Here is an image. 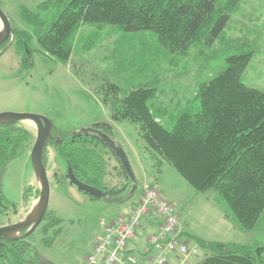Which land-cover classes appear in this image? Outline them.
Returning <instances> with one entry per match:
<instances>
[{
    "label": "rangeland",
    "instance_id": "rangeland-1",
    "mask_svg": "<svg viewBox=\"0 0 264 264\" xmlns=\"http://www.w3.org/2000/svg\"><path fill=\"white\" fill-rule=\"evenodd\" d=\"M44 1L0 0V9L12 29L32 35L20 10L26 8L38 12V6ZM227 1L217 0L216 5L224 6ZM90 38L95 42L91 50H87L86 43ZM77 41L68 61L42 53L33 36L29 52L13 41L0 55V112L39 114L47 117L57 129L71 133L91 134L102 124H108L114 144L126 158L136 189L128 192L131 180L120 153L100 143L95 149L104 160L98 162V166L104 165L105 169L103 183L108 188L123 186V191L117 195L118 199L90 197L66 177L56 180L54 172L62 176L66 168L54 148L48 145L45 166L49 182L48 206L40 223L25 237L29 244L28 255L42 257L49 264H82L92 251L95 237L104 231L102 223L124 215V209L136 202L143 183L155 187L172 204L180 238L189 245L197 244L188 236L187 230H197L209 237L211 234L223 235L224 239L239 244L264 245V210L255 228L241 229L226 216V205L218 193L195 190L147 145L138 123L111 119L98 89L105 80L124 88L150 81L148 83L156 88V101L172 102L170 107L173 108L176 102L183 103L193 97L198 82L221 73L229 54L251 52L242 81L264 91V0H240L222 34L212 45L193 44L182 56H173L161 49L150 32L124 37L109 25L85 23ZM115 53H119L120 67L112 56ZM18 125L27 129L31 138L6 164L2 173L1 194L7 207L0 205V225L21 220L31 201L37 198L34 193L38 182L29 157L36 129L30 121ZM125 187L127 190L124 191ZM54 217L59 221L46 225L54 222ZM147 239L143 248L148 252L140 247L129 249L136 264H146L147 258L156 254ZM198 252L190 264H198L205 256L206 252L200 246Z\"/></svg>",
    "mask_w": 264,
    "mask_h": 264
},
{
    "label": "trees",
    "instance_id": "trees-1",
    "mask_svg": "<svg viewBox=\"0 0 264 264\" xmlns=\"http://www.w3.org/2000/svg\"><path fill=\"white\" fill-rule=\"evenodd\" d=\"M216 1L46 0L38 6V12L20 10L32 35L12 29L13 41L29 52L33 36L42 53L68 61L80 37L81 26L93 23L112 26L124 37L150 32L161 49L173 56H182L193 44L212 45L240 0H228L220 7ZM94 42L90 38L87 50ZM112 56L120 67L119 53ZM250 58L251 52L229 54L221 73L198 82L193 97L183 103L176 102L173 108L172 102L156 101V88L150 81L124 88L105 80L98 87L111 119L138 123L150 148L195 190L218 193L226 205V216L247 231L257 226L264 210V91L242 81ZM96 130L113 138L108 124ZM30 138V132L18 127L16 122L0 124V189L6 164ZM100 143L112 148L95 133H71L53 126L43 147L42 162L46 166L50 145L63 160L64 167H71L76 178L118 199L123 186L108 188L103 183L105 169L98 162L104 160L95 149ZM54 175L58 181L67 178L66 172L62 176H57V172ZM127 189L129 192L131 185ZM53 219L54 222L46 225L59 221L56 217ZM188 236L206 252L198 264H264V245ZM28 249L25 238H0V264H30Z\"/></svg>",
    "mask_w": 264,
    "mask_h": 264
},
{
    "label": "built area",
    "instance_id": "built-area-1",
    "mask_svg": "<svg viewBox=\"0 0 264 264\" xmlns=\"http://www.w3.org/2000/svg\"><path fill=\"white\" fill-rule=\"evenodd\" d=\"M140 189L139 201L129 213L102 223L104 231L95 237L92 251L82 264H136L134 256L127 251V242L134 237L141 218L150 212L157 214L161 223L147 239L156 254L148 257L146 264H190L199 255L198 245L181 240L172 204L147 183Z\"/></svg>",
    "mask_w": 264,
    "mask_h": 264
},
{
    "label": "water",
    "instance_id": "water-1",
    "mask_svg": "<svg viewBox=\"0 0 264 264\" xmlns=\"http://www.w3.org/2000/svg\"><path fill=\"white\" fill-rule=\"evenodd\" d=\"M10 36L8 44L1 50L4 51L13 42V30L10 22L4 12L0 9V45L5 42ZM30 121L34 124L36 129V135L34 142L30 149V162L33 170L35 179L38 182V194L36 200L30 206L24 217L12 224L0 226V238L7 239H20L25 238L33 229L40 223L45 215L49 200V182L46 175L45 165L42 162L43 147L46 145L48 138L50 137L51 129L53 127L52 122L47 118L39 114L27 113V112H12L5 111L0 112V124H8L13 122ZM92 133L100 134L98 130H92ZM101 137L108 142L112 148L116 149L120 153L123 160L124 169L127 171L128 176L131 180L130 192H133L135 184L134 178L130 171L129 165L123 152L117 149L114 144V140L110 137L100 134ZM66 176L70 183L75 185L78 189L83 192L90 194L94 197H105V193L89 184L80 181L74 175L70 166L66 168ZM24 230V231H23ZM38 260L42 262L44 258L39 257ZM30 262V261H29ZM30 264H34L30 262Z\"/></svg>",
    "mask_w": 264,
    "mask_h": 264
},
{
    "label": "crops",
    "instance_id": "crops-1",
    "mask_svg": "<svg viewBox=\"0 0 264 264\" xmlns=\"http://www.w3.org/2000/svg\"><path fill=\"white\" fill-rule=\"evenodd\" d=\"M34 194L36 195V191ZM128 196H130V194ZM139 196H140V194L138 195L136 202L133 205H129L127 208L124 209L125 214L129 213L137 205V203L139 201ZM33 202L34 201H31L30 206L33 204ZM160 223H161V218L157 214H155L154 212H150V213L144 215L141 218L140 223L135 230L134 237L131 238L130 240H128V242H127L128 253H129V249H132L134 247H137V248L140 247L141 250L144 249L143 247L145 245L146 239L151 234H154L157 231ZM187 231L189 232L188 235H192V236H195V237L201 238L203 240H207V241L235 242V241H228V240L224 239L223 235L219 237V234H211V237H209L208 235H204L202 233H197V230H187ZM140 232L142 233V237L140 236Z\"/></svg>",
    "mask_w": 264,
    "mask_h": 264
},
{
    "label": "flooded vegetation",
    "instance_id": "flooded-vegetation-1",
    "mask_svg": "<svg viewBox=\"0 0 264 264\" xmlns=\"http://www.w3.org/2000/svg\"><path fill=\"white\" fill-rule=\"evenodd\" d=\"M9 40H10V36L8 37V39H7L5 42H3V43L0 45V55L4 52V51H1V50H2V49L8 44ZM16 123H17V126H18V127H22V126L18 125L19 122H16ZM100 134H102V133H100ZM100 134H97V135H99V136L101 137ZM111 139H112V138H111ZM112 140H114V139H112ZM3 200H5V199H4L3 195L1 194V189H0V205H3V208H6V207H7V202L4 203ZM8 224H12V223H8ZM8 224H2V225H0V226L8 225ZM23 231H24V230H23ZM28 257H29V261H30V262H33L34 264H49V263H48L47 261H45V260H43L42 262H40V261L38 260V257L31 256V255H30V256L28 255Z\"/></svg>",
    "mask_w": 264,
    "mask_h": 264
}]
</instances>
